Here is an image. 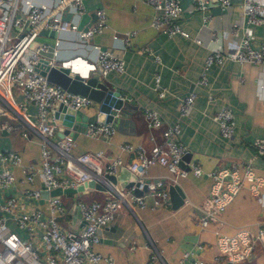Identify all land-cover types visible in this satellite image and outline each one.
I'll use <instances>...</instances> for the list:
<instances>
[{"label": "built area", "instance_id": "2783aa9c", "mask_svg": "<svg viewBox=\"0 0 264 264\" xmlns=\"http://www.w3.org/2000/svg\"><path fill=\"white\" fill-rule=\"evenodd\" d=\"M153 10L151 26L167 36L181 35L188 38L189 32L177 22L183 8L178 0H146ZM220 5L227 6L230 0H218ZM197 9L207 7L206 0H196ZM82 0H0V118L11 116L21 122L23 137L29 132L38 138L39 167L22 165L21 156L14 150L0 148V190L5 191L16 181L13 172L15 166H21V182L33 183L37 176L40 189L25 188L23 195L27 199L38 200L40 191L48 193L45 200L47 213L39 207L23 208L19 197L10 195L0 198V264H114V258L96 250L100 242V229L108 226L115 219L121 204L132 210V204L140 208L149 205L154 210L169 201V191L165 178H154L149 175L153 165L166 167L169 172L181 177L191 173L195 176H206L211 179L209 189V205L203 208L199 224L202 229L210 224H221L220 215L234 196L246 184L249 190L257 193L263 179L258 176L249 163H231L228 166H216L204 170L197 159L188 161V170L182 166L188 147L179 139L180 125L175 122L166 125L161 133L160 141L154 140L150 149L140 144L128 142L120 144V148L133 154L126 164L134 178L125 188H120L115 180L107 175L115 176L118 169L124 166L119 156L104 160L102 150L92 152L71 153L75 143L68 136L64 144L56 140L57 124L53 118V104L56 101L71 108L91 107L94 101L82 94L67 91L48 81L45 75L36 70V64L41 58L47 59L48 66H66L70 71L85 78L94 75L98 69L102 76L113 73H123L125 62L121 55L110 49L92 42V38L107 28V17L104 8L95 9L94 21L78 27L76 21L68 17L70 12L74 17L85 12ZM243 22L234 23L231 32L237 39L223 50H210L205 58L203 71L197 84H206V69L213 64H220L225 59L240 63L264 65V40L258 46L251 44L252 25L264 26V2L257 0H242ZM208 21V16H204ZM43 30L56 33H70L72 40L81 46H90L95 56L91 61L79 56L60 60L58 56L60 38L55 37L54 46L45 41L36 42L37 36ZM135 31H126L121 35L114 34L124 46H130V39ZM201 43L199 38H194ZM53 48L51 56L43 54ZM155 60L158 56H154ZM160 76H154V89L159 97L165 95V89L160 86ZM260 99L264 105V82L260 85ZM196 93L189 90L182 98L178 107L179 117L186 116L192 109ZM123 100L125 97H123ZM34 107V111L30 107ZM144 119L149 128H159L162 119L152 108H145ZM218 123L219 133L231 138L235 131V121L232 111L224 106L213 116ZM10 130L11 126L4 122L0 129ZM115 128L111 122H90L86 132L91 137L103 136L110 138ZM256 155L264 156V141L255 142ZM239 166L242 171L239 172ZM94 179L101 184L98 190L105 192L102 199L84 201L77 199L76 208L79 212V225L63 226L58 217L66 212V208L58 195L51 191L60 188H76L86 181ZM171 176L168 177L170 182ZM173 180V179H172ZM150 198L151 202L146 200ZM12 222L18 229L24 231L20 235L9 227ZM215 246L218 255L215 263L224 260L236 262L249 257L257 241H264V228L255 232L240 229L228 235L215 231ZM148 264H158L162 261L161 250L148 239ZM206 245L196 243L185 248L182 253L183 263L213 264L205 262L196 253Z\"/></svg>", "mask_w": 264, "mask_h": 264}, {"label": "crops", "instance_id": "0c3cea01", "mask_svg": "<svg viewBox=\"0 0 264 264\" xmlns=\"http://www.w3.org/2000/svg\"><path fill=\"white\" fill-rule=\"evenodd\" d=\"M178 1L183 11L177 22L189 32L188 38L181 35L167 36L153 28V10L146 0H82L86 9L83 14L75 17L70 12L67 14L82 28L94 21L96 8H104L107 28L94 36L92 42L121 55L125 62L123 73L111 72L102 76L97 69L92 75L106 81L112 89H119L120 96L125 97L122 109L111 111L113 120L109 122L115 128L114 133L107 139L103 136L91 137L86 130L78 132L70 151L78 154L102 150L105 161L119 156L124 163V170L131 176L127 175L123 179V186L120 185L122 181L116 178L115 182L120 188H125L134 178L126 166L133 154L121 149L119 145L128 142L150 149L154 140L162 139L161 131L166 125L178 122L179 139L189 149V157L183 160L184 168L188 170V161L194 159L199 161L204 170L231 163H249L263 179V183L257 193L251 192L246 184L243 185L221 213V224L213 223L202 229L199 219L201 210L209 205L211 179L191 173L181 177L172 174L164 166H151L149 175L165 178L168 191L172 184L180 187L184 195L183 202L173 207L169 195L168 203L154 210H150L149 205L140 208L135 204L131 210L124 203L121 204L114 221L100 229L101 240L95 246L101 253L113 256L114 264H148V239L161 250L162 261L158 264H184V249L196 243L206 245L196 255L205 262L217 264L214 262L219 252L215 246V231L231 235L240 229L255 232L258 228H264V156L256 155L254 148L255 142L264 141V105L260 99L264 65L225 59L206 69V84H197L210 50L228 48L238 38L231 32V28L234 23L243 22L242 0H230L227 6L220 5L218 0H206L205 9H197L196 0ZM205 15L208 16V21L204 20ZM132 30L135 35L131 37L129 47L124 46L119 38H113L114 34L121 35ZM250 31L251 44L256 47L264 40V26L252 25ZM55 37L60 38L59 61L75 56L88 61L94 58L95 53L91 47L76 44L70 33L43 30L34 44L45 41L54 46ZM194 38H199L201 43H196ZM52 51L53 48L50 47V51L43 56H51ZM155 55L158 56L157 60ZM155 74H159L160 86L165 89L163 97H159L154 89ZM189 90L196 93L194 105L186 116L179 117V103ZM224 106L234 116L235 131L231 138L219 133L218 123L213 118L216 111ZM145 108L157 111L162 119L159 128H149L143 115ZM30 110L33 112L34 107L31 106ZM94 113H97L95 104L89 107L87 114ZM4 122L11 129H0V148L17 152L23 166L39 167L38 138L31 132L23 137L21 122L11 116L1 117L0 124ZM55 139H59L57 134ZM21 169L20 165L13 168L16 181L7 190H0V198L16 195L23 208L39 207L46 214L45 200L48 195L44 196L42 190L38 200L27 199L23 195L25 188L40 189L39 178L36 176L33 183L21 182ZM241 171L242 166H239V172ZM169 176L170 182L166 181ZM97 188L99 187L94 186L74 192L62 191L58 196L64 203L66 212L58 217L59 222H63L65 227L78 226L80 223L75 201L104 198L106 193ZM146 202L150 203L151 199L148 198ZM9 227L20 235L24 234L12 222ZM225 262L229 261L224 260L218 264ZM230 264H264V241L255 242L249 257Z\"/></svg>", "mask_w": 264, "mask_h": 264}, {"label": "water", "instance_id": "95a60500", "mask_svg": "<svg viewBox=\"0 0 264 264\" xmlns=\"http://www.w3.org/2000/svg\"><path fill=\"white\" fill-rule=\"evenodd\" d=\"M48 60L41 58L36 64V70L41 74L45 75L48 81L59 85L63 89L86 95L90 97L94 104L97 105V113L88 115L89 107L82 108H71L64 105L63 103L56 101L53 104V118L57 124L56 134L59 137V143L64 144V138L68 136L70 139L74 140L78 132H84L90 122L100 121L109 122L113 120L112 110H121L123 107V98L120 96L119 89H112L108 83L97 76H89L87 78L80 76L73 71H70L69 67L66 66H51L47 64ZM189 157L188 154L185 158ZM124 166L120 168V172L115 177L107 175L108 178L112 180L122 181L120 185L123 184V179L127 177L128 173L124 170ZM131 176V175H128ZM133 176V175H132ZM97 186L101 188V184L95 182L94 179H90L85 183L77 186L76 188H67L61 190L56 188L51 191L52 195H59L62 191H78L82 190L84 187H94ZM121 186V187H122ZM169 195L172 201V206L176 207L183 202V193L177 184H172L169 186ZM76 206V205H75ZM79 218V212H76ZM75 218L72 219L74 223ZM223 264H230V262H225Z\"/></svg>", "mask_w": 264, "mask_h": 264}, {"label": "rangeland", "instance_id": "374dc122", "mask_svg": "<svg viewBox=\"0 0 264 264\" xmlns=\"http://www.w3.org/2000/svg\"><path fill=\"white\" fill-rule=\"evenodd\" d=\"M166 181H168V178L166 179ZM41 193H42L44 196L48 195V193H47L45 190H42ZM132 206H133V204H132ZM62 225L64 226V223H63V222H62ZM98 244H99V243H98ZM95 248H96V247H95Z\"/></svg>", "mask_w": 264, "mask_h": 264}]
</instances>
